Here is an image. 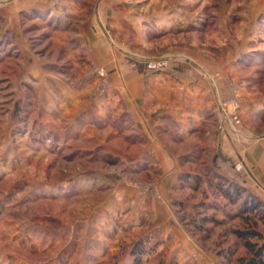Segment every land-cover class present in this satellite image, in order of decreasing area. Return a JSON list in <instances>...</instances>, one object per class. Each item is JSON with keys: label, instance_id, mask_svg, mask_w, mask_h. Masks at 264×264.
<instances>
[{"label": "crops", "instance_id": "0c3cea01", "mask_svg": "<svg viewBox=\"0 0 264 264\" xmlns=\"http://www.w3.org/2000/svg\"><path fill=\"white\" fill-rule=\"evenodd\" d=\"M115 2L0 0V74L4 65L9 70L0 81L4 78L16 95L12 115L21 120L25 114L35 116L36 109L34 123L43 125L47 144L74 149L76 160L87 157L91 164L124 167L123 175L85 176L106 181L97 187L111 191L112 207L121 206L100 208L107 215H119L111 217L114 229L121 230L123 248L133 245L120 264H134L137 246L145 251L141 264H222L199 236L188 232L179 210L185 202L181 185L224 178L245 185L264 204V144H234L211 123L216 109L211 108L209 82L202 77L175 76L170 65L155 72L149 71V64H115L105 29L107 18H114L108 10ZM46 38L56 40L64 63L38 54ZM99 66L108 71L106 94L99 93L101 78L91 70ZM176 67L183 74V67ZM207 132L216 142L200 144L198 154L180 153L189 139ZM116 140L123 149L107 144ZM98 154L104 155L102 161H97ZM203 155L209 156L203 171L185 166ZM141 174H148L141 183L150 185L149 194L143 193L140 182L132 181ZM109 233L106 242L93 238L98 244L92 250L93 264H113L121 257L113 249L119 237Z\"/></svg>", "mask_w": 264, "mask_h": 264}, {"label": "rangeland", "instance_id": "374dc122", "mask_svg": "<svg viewBox=\"0 0 264 264\" xmlns=\"http://www.w3.org/2000/svg\"><path fill=\"white\" fill-rule=\"evenodd\" d=\"M108 11L114 18L108 17L104 23L109 46L115 51V64H149V71L155 72L165 71L170 65L175 68V76L202 77L209 82L206 87L211 108L216 109L211 123H217L221 133L234 144L244 147L264 144V0H116ZM37 51L41 57L64 63L56 40L46 38ZM160 64L166 66L161 68ZM176 66L183 67V74ZM92 68L93 74L101 78L99 93L106 94L110 87L105 78L108 71L100 66ZM3 71H9L6 65ZM3 76L0 74V78ZM3 79L0 81V264H93L92 250L98 247L97 239L93 238L103 237L106 242L109 232L119 237L120 244L113 249L121 257H116L113 264H120L133 245L123 248L121 230L114 229L116 221L111 218L117 214L100 212V208L114 203L108 202L110 190L97 187L102 183L104 187L107 182L98 183L85 176L123 175L124 167L91 164L87 157L76 160L74 149L59 150L47 144L43 125L34 123L38 110L35 109V116L25 114L21 120L12 115L16 95ZM210 135L207 132L192 137L180 153L198 154L200 144L210 146L216 142ZM226 136L224 140L228 142ZM107 144L123 149L119 140ZM262 153L260 150V159ZM100 154L98 162L104 156ZM208 158L200 156L196 163L185 166L203 171ZM146 175L136 176L132 181L141 183ZM184 183L186 187L181 185L180 196L185 202L179 209L183 222L195 218L194 213L198 223L201 222L200 206L212 205L202 214L221 223L205 224L211 230L209 239L203 243L205 249L230 254L236 264L237 257L245 252L233 230L250 228L264 234V225L250 217L233 216L239 208L248 207L243 197L239 205L232 207L213 189L211 181L203 182L196 192L190 190V183ZM143 184H140L143 193H151L150 185ZM240 186L244 197L260 200L245 185ZM205 189L209 192L206 195ZM115 205L107 209L116 210L120 206ZM234 248L235 255L231 254Z\"/></svg>", "mask_w": 264, "mask_h": 264}, {"label": "trees", "instance_id": "16d2710c", "mask_svg": "<svg viewBox=\"0 0 264 264\" xmlns=\"http://www.w3.org/2000/svg\"><path fill=\"white\" fill-rule=\"evenodd\" d=\"M211 181L213 185V189L216 192L220 193V197L226 202L229 206H236L239 205V201L244 199V204L248 205L245 209L239 208L238 212L233 216L250 217L253 220H258V222L264 225V204L256 199L251 198L249 196L244 197L242 194L243 188L240 185L234 184L224 178L216 179L212 178L207 182ZM204 181L196 180L190 183V190L196 192L199 191V187L203 184ZM226 184V185H224ZM208 191L205 189L203 193L206 195ZM209 193V192H208ZM243 204V205H244ZM212 206V205H211ZM211 206H209L211 208ZM181 208V204L179 205ZM202 209L201 211V222L198 223L196 218H191L190 221H186V226L190 227V233L194 236H199V239L202 243H205L208 239V232L209 230L205 224L213 223V224H220L221 222L218 221L213 216H207L205 210L209 209L208 206L204 207V205L200 206ZM216 208V207H212ZM221 206L218 207L220 210ZM182 211V210H181ZM200 215V214H199ZM185 221V220H184ZM247 221V220H246ZM250 223V221H249ZM233 234L236 239L241 243L242 249L244 250V254L237 257L235 260L236 264H264V234L255 230V229H244L233 230ZM235 249V248H234ZM145 251L140 248V246L136 247L134 251L135 262L134 264H141L140 256ZM220 259H222L223 264H233L234 259L230 256V254H224L223 252L217 253ZM231 254H237V249L231 251Z\"/></svg>", "mask_w": 264, "mask_h": 264}]
</instances>
